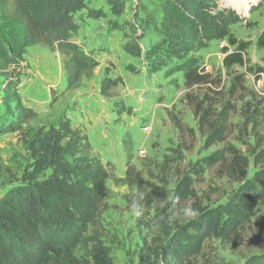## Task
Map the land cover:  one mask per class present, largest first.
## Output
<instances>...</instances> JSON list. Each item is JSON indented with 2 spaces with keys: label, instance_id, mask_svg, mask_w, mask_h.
<instances>
[{
  "label": "rangeland",
  "instance_id": "rangeland-1",
  "mask_svg": "<svg viewBox=\"0 0 264 264\" xmlns=\"http://www.w3.org/2000/svg\"><path fill=\"white\" fill-rule=\"evenodd\" d=\"M161 2L90 0L85 5L75 16L79 31L74 40L95 68L75 91L65 89L59 54L28 48L17 90L21 104L36 118L16 133L8 131L14 118L4 106L0 79V197L25 171L27 143L35 131L61 115L83 130L92 155L110 165L117 179L125 178V145L130 142V165L137 176L130 183L108 182L96 230L113 264H142L145 246L167 236L170 240L179 228L190 231L201 213L186 219L185 206L196 204L225 218L219 210L231 202L237 186L220 179L217 166L207 163L227 145L245 155L252 140L241 108L253 99L264 106V50L256 45L264 29V0H213L193 25L192 51L180 50L161 31ZM114 4L122 7L119 13ZM231 38L247 43L248 49L242 67L226 70L223 59L235 51ZM180 54L185 57L178 58ZM188 67L206 82L187 85ZM237 75L244 76L241 86H233ZM104 78L118 82L108 97L100 94ZM203 111L207 117L201 122ZM185 178L193 196L181 203L175 190ZM133 203L140 216L134 215ZM253 216L239 239H205L192 264H251L264 258V226L256 220L264 217V200L257 201Z\"/></svg>",
  "mask_w": 264,
  "mask_h": 264
},
{
  "label": "trees",
  "instance_id": "trees-1",
  "mask_svg": "<svg viewBox=\"0 0 264 264\" xmlns=\"http://www.w3.org/2000/svg\"><path fill=\"white\" fill-rule=\"evenodd\" d=\"M89 1L0 0V79L4 106L14 118L8 130L11 133L36 118L21 104L17 90L28 48L41 46L62 57L66 91L79 89L83 79L91 77L95 64L74 40L79 31L75 16ZM212 2L162 0L160 26L167 40L180 50L192 51L196 37L193 25ZM113 10L119 13L122 7L114 4ZM89 17L96 15L91 13ZM230 45L235 51L223 59L226 70L242 67L248 49L247 43L232 38ZM256 45L264 50V29ZM184 75L189 86L206 82L194 68L188 67ZM243 77L235 76L233 86H241ZM117 84L104 78L100 94L108 97ZM252 101L241 108L243 126L249 129L252 140L246 154L227 145L207 163L209 168L217 166L220 179L237 186L231 202L219 210L225 218L193 204L191 207L201 214L191 222L190 231L179 228L170 240L167 236L165 241L145 246L139 256L142 264H192L190 259L199 255L205 239H239L240 231L253 223L256 203L264 200V106L261 100ZM206 117L203 111L201 122ZM27 149L25 171L0 197V264H113L96 230L105 209L108 182L130 183L137 176L130 165V142L125 145L128 160L124 179L115 178L110 165L92 155L87 135L65 115L37 129ZM175 196L181 203L193 196L186 178L177 184ZM256 220L264 226V217ZM251 264H264V258Z\"/></svg>",
  "mask_w": 264,
  "mask_h": 264
},
{
  "label": "clouds",
  "instance_id": "clouds-1",
  "mask_svg": "<svg viewBox=\"0 0 264 264\" xmlns=\"http://www.w3.org/2000/svg\"><path fill=\"white\" fill-rule=\"evenodd\" d=\"M132 210L134 212V215H136V216L141 215V211H140L139 205L137 203H133ZM198 214H199L198 211L196 209L192 208L190 205L185 206L182 209V215L186 219H194L198 216Z\"/></svg>",
  "mask_w": 264,
  "mask_h": 264
}]
</instances>
